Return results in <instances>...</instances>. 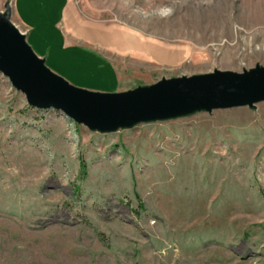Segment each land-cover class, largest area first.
Here are the masks:
<instances>
[{"label": "rangeland", "instance_id": "374dc122", "mask_svg": "<svg viewBox=\"0 0 264 264\" xmlns=\"http://www.w3.org/2000/svg\"><path fill=\"white\" fill-rule=\"evenodd\" d=\"M71 1L191 47L182 68L129 90L264 67V0ZM0 264H264V102L100 134L31 108L0 73Z\"/></svg>", "mask_w": 264, "mask_h": 264}, {"label": "water", "instance_id": "95a60500", "mask_svg": "<svg viewBox=\"0 0 264 264\" xmlns=\"http://www.w3.org/2000/svg\"><path fill=\"white\" fill-rule=\"evenodd\" d=\"M0 73L22 93L31 108L63 113L91 132L112 134L140 124L168 122L216 110L264 102V67L242 74L215 70L211 74L163 78L154 85L121 93L83 90L52 72L12 23L6 4L0 12Z\"/></svg>", "mask_w": 264, "mask_h": 264}, {"label": "crops", "instance_id": "0c3cea01", "mask_svg": "<svg viewBox=\"0 0 264 264\" xmlns=\"http://www.w3.org/2000/svg\"><path fill=\"white\" fill-rule=\"evenodd\" d=\"M15 15L27 30L28 44L51 70L72 82L113 85L115 93L132 89V80L146 77V70L182 68L193 52L187 44L133 27L90 21L71 0H15Z\"/></svg>", "mask_w": 264, "mask_h": 264}, {"label": "built area", "instance_id": "2783aa9c", "mask_svg": "<svg viewBox=\"0 0 264 264\" xmlns=\"http://www.w3.org/2000/svg\"><path fill=\"white\" fill-rule=\"evenodd\" d=\"M22 34L27 35V33H22Z\"/></svg>", "mask_w": 264, "mask_h": 264}]
</instances>
